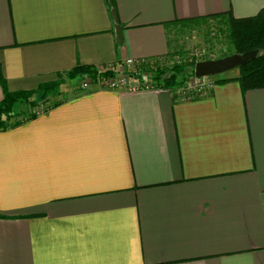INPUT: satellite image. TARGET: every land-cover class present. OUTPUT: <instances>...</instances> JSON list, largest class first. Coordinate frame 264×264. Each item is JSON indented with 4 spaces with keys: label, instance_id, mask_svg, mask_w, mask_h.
<instances>
[{
    "label": "crops",
    "instance_id": "crops-1",
    "mask_svg": "<svg viewBox=\"0 0 264 264\" xmlns=\"http://www.w3.org/2000/svg\"><path fill=\"white\" fill-rule=\"evenodd\" d=\"M114 1L0 0L7 88L162 58L176 20L264 7ZM236 74L186 101L98 87L0 130V264H264V87L217 81Z\"/></svg>",
    "mask_w": 264,
    "mask_h": 264
},
{
    "label": "trees",
    "instance_id": "trees-1",
    "mask_svg": "<svg viewBox=\"0 0 264 264\" xmlns=\"http://www.w3.org/2000/svg\"><path fill=\"white\" fill-rule=\"evenodd\" d=\"M106 4L110 13L115 14V1L106 0ZM207 18L218 19L225 24L224 32L229 40V46L220 52L215 58H221L233 53H243L248 50H257L255 58L246 62L245 65L237 68V74L232 77H225L217 80L218 82H225L229 80H237L242 89H250L256 87H264V7L255 15L236 18L231 12L216 13L211 16H203L202 18H191L192 20H176L183 23L189 21L205 20ZM197 19V20H195ZM199 19V20H198ZM215 59L214 57H212ZM152 61H141L136 64L134 73L131 75L134 78L146 77L152 83V86L161 87L169 90L176 96V91L182 87L189 78L194 75V64L196 60L192 57L189 60L174 61L170 66L162 67L155 59ZM118 62L110 65L94 66L88 64H77L66 74L70 76H88L91 82L97 83L99 80H104L118 71ZM151 66V69L148 68ZM150 71L149 74L143 72ZM0 86L2 89V98L0 100V130H5L14 126L22 120H14L16 118L15 106L18 102L33 103L32 95L36 90H18L10 91L7 88L6 79L2 75L0 68ZM56 86L55 81L41 84L38 86L39 90L44 96L50 91L54 90ZM36 112L29 114L27 118H32Z\"/></svg>",
    "mask_w": 264,
    "mask_h": 264
},
{
    "label": "rangeland",
    "instance_id": "rangeland-1",
    "mask_svg": "<svg viewBox=\"0 0 264 264\" xmlns=\"http://www.w3.org/2000/svg\"><path fill=\"white\" fill-rule=\"evenodd\" d=\"M224 27L225 24L213 18L175 24L170 30L173 46L172 51L168 56L155 59L156 61L153 63V66H156L155 64L158 62L162 67H167L176 60H189L194 56L197 57L198 54L202 55L201 57L203 60L213 59L210 57L215 58L221 51L229 46V40L225 35ZM149 61L154 62V60ZM148 68L151 69V66H148ZM232 70L211 75V77L220 78L222 75L232 72ZM143 73L144 75L149 74L150 71L146 69ZM82 79L83 76L74 77L67 74L57 76L54 90L42 96L41 92L36 89V92L32 95L33 103L29 104L23 101L17 103L14 111L17 116L14 120L20 119L23 121L32 112L38 113L68 97L95 88L97 89L100 86V84L96 82H91L86 87H82Z\"/></svg>",
    "mask_w": 264,
    "mask_h": 264
},
{
    "label": "built area",
    "instance_id": "built-area-1",
    "mask_svg": "<svg viewBox=\"0 0 264 264\" xmlns=\"http://www.w3.org/2000/svg\"><path fill=\"white\" fill-rule=\"evenodd\" d=\"M201 56V54H198V58L196 56L193 58L196 61L203 60ZM137 63L138 62L132 58H126L124 62L118 66L119 68L117 72H115L110 77L97 82L100 84L99 88H106L122 92H136L153 88L151 81L146 77L140 79H147L149 81H143L138 78H134L131 75V73H134L133 71L135 70ZM82 80V87H86L89 83H91V79L86 75L83 76ZM214 85L215 78H212L211 76L195 77L193 75L182 87L176 91V96L178 100L181 101L190 100L195 97L205 95L213 88Z\"/></svg>",
    "mask_w": 264,
    "mask_h": 264
},
{
    "label": "water",
    "instance_id": "water-1",
    "mask_svg": "<svg viewBox=\"0 0 264 264\" xmlns=\"http://www.w3.org/2000/svg\"><path fill=\"white\" fill-rule=\"evenodd\" d=\"M115 18L113 20L115 26V40L120 43L122 41V35L120 25ZM256 55L257 50H248L243 53H233L221 58L199 60L195 62L193 67L194 76H211L239 68L245 65L247 61L255 58Z\"/></svg>",
    "mask_w": 264,
    "mask_h": 264
}]
</instances>
